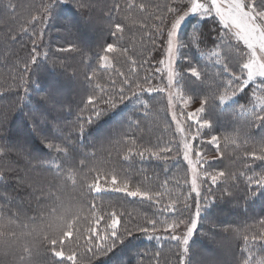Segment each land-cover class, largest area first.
<instances>
[{"label":"trees","instance_id":"16d2710c","mask_svg":"<svg viewBox=\"0 0 264 264\" xmlns=\"http://www.w3.org/2000/svg\"><path fill=\"white\" fill-rule=\"evenodd\" d=\"M22 1L7 0L4 7L0 4V264H72L54 257L48 241L58 238L73 221V235L65 240L63 250L66 255L75 250L77 259L84 264L89 259L91 264H179L182 249L176 241L158 242L137 230L150 227L149 219L188 220L195 212V197L188 195L187 174L173 135L171 112L167 102H158L164 100L162 92L140 94L149 105L147 109L139 102L133 103L134 98L118 104L116 109H108L101 102L97 107L104 115L99 118L87 103L90 95H104L95 89L96 84L112 91L115 81L119 88L123 82L119 73L128 75L133 67L139 82L143 83V77L150 72V83L163 87V79L155 69L163 59L166 40L157 25L159 17H169L167 8L173 3L65 0L55 14L41 21L32 18L43 17L42 5L49 0H30L34 9L22 7ZM117 23L123 32L114 36ZM166 24L167 19L160 27L166 28ZM194 29L199 39L183 47L192 60L190 65L183 61L182 67L193 64L199 69V78L186 74L195 89L191 94L196 99L208 98L210 86L202 80L208 79V71L202 70L197 53L200 55L201 48L213 47L220 30L218 33V25L211 17L197 21ZM185 36L188 41L189 33ZM109 43L117 50L108 54L111 67H102L99 56ZM34 48L36 65L30 63ZM132 61H136L135 66ZM50 85L56 90L53 100L47 98ZM89 117L91 123L87 122ZM210 123L214 133L220 134L214 122ZM169 142L174 150L167 154V160L148 152L143 157L135 154L145 148L156 150ZM49 143L64 151L49 149ZM205 144L202 147L206 148ZM257 145L250 140L228 143L226 151L221 148L220 156L205 166L203 172L222 171L225 177L216 184L205 181L201 189V214L190 238L186 262L207 264L205 252L212 251L210 244L227 245L230 261L224 264H244L248 259L255 264L264 259V239H252L264 231L260 224L264 221V197L246 199L245 193L253 186L239 175L241 171L253 175L264 170L262 162L245 155ZM129 148L133 155L125 160ZM245 164H250L251 169H246ZM113 174L128 180L132 188L164 192L162 203L156 205L122 192L89 188L98 178L110 179ZM233 175L236 179L230 178ZM165 181L168 183L162 187ZM177 198L178 211L161 213L164 205ZM185 198L188 208H184ZM113 212L119 219L117 233L128 228L133 236L118 244L114 253L93 258L84 247L89 234L86 230L95 226V217L103 216L97 231L110 237L108 225ZM221 217L226 220L221 222ZM77 230L81 234L78 240Z\"/></svg>","mask_w":264,"mask_h":264},{"label":"snow or ice","instance_id":"6c2138e0","mask_svg":"<svg viewBox=\"0 0 264 264\" xmlns=\"http://www.w3.org/2000/svg\"><path fill=\"white\" fill-rule=\"evenodd\" d=\"M65 0H49L48 3L42 5L43 17L35 16L33 20L47 19L50 15L55 14L56 9ZM83 7V4L81 5ZM132 5H129L131 7ZM118 7V6H117ZM143 8V5L140 6ZM167 12L169 17H159L160 25H165V20L167 19L166 28H161L157 25V31L161 35H165L166 40V58L159 60V65H164V73H166L167 84L166 87L153 86L150 81L153 78L152 73H147L141 83L134 78L136 68L133 67L130 70V74L126 75L120 72L119 75L123 77L122 85L119 88L115 87V81L112 82L113 90L109 91L100 84L95 85V89L99 90L100 95H90L87 98L88 105L92 108L94 115L99 118L104 115V111L99 109L97 105L103 103L107 105L108 109H116L118 104H123L126 100H133V103L139 102L145 109L149 107L148 103L142 100L141 93H153V92H167L168 93V106L173 108L178 102L182 108L187 107L191 103V97H185L180 91L175 93L172 91L174 84L176 82V72L174 70V56L182 47L184 41L179 36L180 27L182 23L187 19L188 16H198L202 19L211 17L213 21L218 25L219 30H223L222 35H218L220 40V46L228 49L229 52H236L239 55L236 57V63L240 69L239 74L232 71L228 64L223 65V70L230 73V79L226 84L223 85L224 91L219 94L218 100L220 104H226L237 96V93H244L245 89L254 82L257 78L260 79V83L256 88L252 89L253 96L261 104V109L259 113L253 112L254 121L260 122V127L264 130V0H177L174 6L168 7ZM123 27L121 24H115V32L122 33ZM202 35V34H201ZM195 37V33L189 34L187 43L190 45ZM199 39V37H195ZM242 43L247 49V52L241 50L237 45L231 43L232 40ZM35 44V41H33ZM74 50V49H61V51ZM117 50L116 45L107 44L103 48V55L99 56V61L102 67H111L109 62V53H113ZM219 55V53H215ZM30 63L33 65L37 64V55L35 54V48L33 49V55L31 56ZM133 65H136V61H132ZM148 63V61H144ZM28 70V62L25 63V71ZM193 77L199 78L201 72L197 70L196 67H189L187 69ZM155 72L160 73L161 68L157 67ZM95 75V73H93ZM91 80V78H89ZM147 85V86H145ZM55 86L50 85V91L47 94L49 100L55 98ZM129 93L131 95H129ZM27 95V92H26ZM213 99H216L213 96ZM208 103V98L201 100V107L196 109L194 112L187 113V118L200 123L198 117L201 112L204 111V106ZM183 115V113H181ZM172 118L176 122V130L181 134L182 137V148H183V159L187 162L188 168L191 172L190 180V190L188 195L191 196L195 193V212L192 216L190 223L186 226V231L182 234H177V230L180 229L181 225H185V221L180 218L172 220L158 221L157 219H149L147 224L150 227H139L137 230L148 235L149 239L157 238L160 236L157 234L163 232L167 234V238L176 241L177 245L182 249L181 256L179 258V264H190L186 262L185 257L189 251L190 238L193 236L194 231L197 228L198 220L201 214L200 207V196L203 180L201 179V170H198V165L201 163L202 156L199 152H195V159H193V146L189 142L188 135H185V129L181 124L180 120L177 118L176 112H172ZM88 123L92 122V117H89ZM209 126V122L205 121L200 124V127ZM80 131L83 133V126H80ZM191 139H196L195 135H191ZM217 137H212V142L217 141ZM134 143V142H133ZM226 145L228 143H236L235 138H226ZM46 147L49 149H55L57 152H63L62 147L56 146L54 144H47ZM174 149L171 146V142L164 146H157L156 150L151 148H145L144 151H136L135 154L141 157L144 156L145 152H148L151 156L160 159L167 160L169 157L168 153H171ZM133 155V149L129 148L128 153L124 156L127 160ZM246 156H251L253 161L262 162L260 167L264 169V144L259 146L258 151L253 150L252 152L245 153ZM59 168L60 166L57 165ZM246 169H251L250 164H245ZM240 176L245 177L246 183L253 186L245 193L246 199H254L257 196L264 197V170L259 174L248 175L246 171H241ZM203 176L209 179L212 184H216L218 180L225 177L224 172L208 173L203 172ZM71 178V177H69ZM231 179H236L233 175ZM104 185H110L111 191L125 193L129 197L141 198L142 200H147L153 204L160 205L162 203L164 192L161 191H149L141 190L140 187L132 188L128 180H120L117 175H111L110 179L104 176L101 180L97 179L95 183L89 185L91 190L96 192L104 191ZM167 181L164 182L163 186L167 185ZM185 183H188L186 180ZM231 193H229L230 195ZM207 199V197H205ZM177 199H173L171 203L164 205L161 208V213H171L178 211L177 209ZM94 207V206H93ZM187 198L184 201V208H188ZM104 219L103 216L95 217V226L87 229L89 233L85 239V250L92 253L93 258H99L100 256H108L109 253H114L117 245H122L128 240L129 237L133 236V232L125 228L124 232L121 234L117 233V226L119 224L118 216L115 212L109 217L111 223L108 225L111 228L110 237L107 233L101 235L97 229L100 222ZM158 223L163 224V228H158ZM75 221L70 222L67 228L62 231L58 238H53L48 243L51 245V252L54 257L60 258L61 260L67 259L72 262V264H84L83 260L77 259V252L75 250H70V253L66 255L64 249L65 240L72 237V229L74 227ZM261 228L264 229V221H260ZM80 232L77 230V240L80 238ZM264 239V231H261L259 236H253L252 239ZM109 239L111 242H109ZM245 241L249 238L244 237ZM95 241V242H94ZM59 244L60 250H57V245ZM83 256V253H80ZM88 264H91V259L88 260ZM244 264H254L252 259L244 261ZM255 264H264V259L256 261Z\"/></svg>","mask_w":264,"mask_h":264},{"label":"rangeland","instance_id":"374dc122","mask_svg":"<svg viewBox=\"0 0 264 264\" xmlns=\"http://www.w3.org/2000/svg\"><path fill=\"white\" fill-rule=\"evenodd\" d=\"M19 1V0H18ZM166 0H164L165 2ZM163 2V3H164ZM177 0H169L167 3H173L172 6L175 5ZM0 4L4 7L7 4V0H0ZM22 7L27 6V9H34L35 4H31L30 0H23L20 2ZM210 18V17H208ZM192 19V20H190ZM202 18L198 16H188L187 19L182 23L180 27L179 36L184 41L182 47H179V50L176 52L174 56V70L177 74L176 82L172 91L175 93L176 91H180L186 98L191 97V103L187 106L182 108L181 105L177 102L173 108H169L168 106V93L162 92L161 96H164V100L158 99V102H164V105L168 106L169 112L175 111L176 108V115L177 118L180 120L181 124L185 129V135H188L189 142L193 146V159H195V152H199L202 156L201 163L198 165V170H201V179L203 180L202 188L204 187L205 181H210L203 176V170L208 163L220 156L219 151L221 148L226 151V138H235V140L239 142H245L247 140L254 141L258 143L257 146L251 148V151L254 149L258 151L259 146L264 144V130L260 127L259 121H254L253 119V112L259 113L261 109V104L255 99L253 96L252 89L256 88L257 85L260 83V79L257 78L254 82H252L246 89L244 93H237V96L233 98L226 104H220L218 100L219 94H221L225 89L223 87L224 84L230 79V73L225 72L223 70V65L228 64L232 71L237 72L239 74V67L236 63V57L239 55L236 52H229L228 49L223 48L220 46L221 42L217 38V43L213 47H209L206 49H202L200 51V55L197 53L198 56H201V62L203 65L202 70H207L208 79H202L205 82L203 84L209 85V90L211 94L208 96V103L204 106V111L199 114V121L200 123L197 124L196 122L187 118V113L194 112L196 109L201 107V100L204 98H195L191 92H194L195 89L189 85L190 78L186 75H191L190 72L187 71L189 67H195L193 64L189 67H182L183 61L189 64V60H192V56L186 54L185 50L182 51L183 47L187 45V38L185 33L193 34L195 33L196 37V30L194 29V25L197 21L201 20ZM190 20V21H189ZM203 20V19H202ZM189 22V27H188ZM193 26V27H192ZM223 34V30L220 29V35ZM195 37L193 39H195ZM198 37V34H197ZM43 38V35H42ZM92 38V35H89V39ZM233 45H237L238 42L234 39L231 41ZM238 47L247 52V49L244 47L242 43L238 44ZM215 53H219V55H215ZM166 41H165V49L163 52V59L166 58ZM162 59V60H163ZM190 65V64H189ZM161 68V72L159 73L160 79L163 80V87H166L167 80H166V73H164V65H159ZM199 70V69H197ZM186 77V79H184ZM160 96V94H159ZM160 96V98H161ZM213 96L216 99H213ZM244 99V100H243ZM183 113V115L181 114ZM153 119V123L155 124V118L151 116ZM173 120V119H172ZM205 121L209 122V126L200 127V124H203ZM210 121H213L217 128L219 129L220 134L214 133V128L212 127ZM173 135L180 148V157L185 165V172L187 174V181L190 190V180H191V172L188 168L187 162L183 159V148H182V137L181 134L176 130V122L173 120ZM191 135H195L196 139H191ZM217 137V141L214 143L212 142V137ZM205 144L206 148L202 147V144ZM212 147V151L209 147ZM101 180L103 178H100ZM211 182V181H210ZM102 187L105 190H110V185H104L102 183ZM201 188V189H202ZM193 197H195V193H192ZM192 218V217H191ZM191 218L188 220H184L186 223L185 225H181L180 229L177 230V234H182L186 231V226L190 223ZM221 222L226 220V217H221ZM13 224V222H10ZM158 228H163V226H159ZM160 236L159 239L155 238L158 242L164 241L167 238V234L163 233L162 231L157 234ZM222 245H215L214 247L210 244L208 248L211 249L205 252V256L207 259V264H224L229 262V254L226 249V244Z\"/></svg>","mask_w":264,"mask_h":264}]
</instances>
